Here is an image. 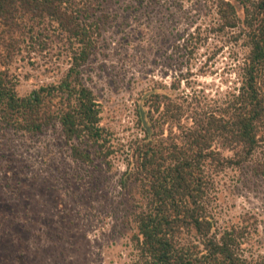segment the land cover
I'll return each instance as SVG.
<instances>
[{
  "label": "trees",
  "instance_id": "16d2710c",
  "mask_svg": "<svg viewBox=\"0 0 264 264\" xmlns=\"http://www.w3.org/2000/svg\"><path fill=\"white\" fill-rule=\"evenodd\" d=\"M105 1L0 0V128L37 135L60 125L75 160L123 161L120 186L136 227L129 264H264L253 249L258 226H223L215 209L222 173L264 177V0H211L221 28L239 31L247 50L238 86L215 100L151 88L137 102L139 133L130 139L102 126V104L83 80ZM199 41L186 40L190 55ZM54 50L66 57L65 74L21 96L14 58Z\"/></svg>",
  "mask_w": 264,
  "mask_h": 264
},
{
  "label": "rangeland",
  "instance_id": "374dc122",
  "mask_svg": "<svg viewBox=\"0 0 264 264\" xmlns=\"http://www.w3.org/2000/svg\"><path fill=\"white\" fill-rule=\"evenodd\" d=\"M97 16L102 36L83 80L102 104V126L120 139L139 133L137 102L151 88L215 100L238 86L247 50L211 0H106ZM190 35L200 39L191 55ZM55 54L14 58L21 96L65 74L66 57ZM125 169L119 158L112 168L75 160L60 125L37 135L0 128V264H129L136 227ZM216 190L220 224L258 226L253 249L264 255V177L227 170Z\"/></svg>",
  "mask_w": 264,
  "mask_h": 264
}]
</instances>
